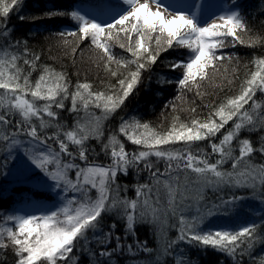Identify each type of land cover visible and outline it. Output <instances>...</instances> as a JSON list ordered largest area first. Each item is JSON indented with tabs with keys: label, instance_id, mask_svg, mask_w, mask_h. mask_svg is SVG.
<instances>
[{
	"label": "snow or ice",
	"instance_id": "snow-or-ice-1",
	"mask_svg": "<svg viewBox=\"0 0 264 264\" xmlns=\"http://www.w3.org/2000/svg\"><path fill=\"white\" fill-rule=\"evenodd\" d=\"M18 3L19 0H0V17H8ZM48 15L70 16L76 21V30L61 32L60 36L78 37V42L90 41L99 52L105 70L117 78V83L110 86V92H93L90 90L92 85L85 82L77 83L76 91L71 93L69 111H78L79 101L85 111L91 105L100 108L105 119L124 104L140 82L142 71L156 64L161 53L174 48L188 50L185 59L170 62L172 70L183 69L181 78L176 81L181 92V96L176 98L179 100L185 90H195L196 96L203 97L205 93L201 89L206 83L213 88H222L225 81L233 83L236 69L232 70L233 79L223 77L221 84L215 83L223 62L233 58L232 55L217 54L218 50L229 46V37L233 48L237 44L252 46L255 43L246 42L239 34L246 31L247 26L238 0L210 23L207 22L208 16L202 18V14L193 11L191 5L178 4L176 0H110L96 15L81 14L79 11ZM9 38L10 32L5 25V29H0V39L5 41L0 45V90H3L0 94V142L6 151L0 156V160L4 161L0 169L6 167L14 153L18 154L20 146L27 145L26 159L20 161L23 170L51 180L57 189L79 194L67 199V203L56 210L39 216L9 214L0 217L10 222L0 226V250L11 246L16 257L15 264H69V261L77 264L79 257L76 253L86 254L90 264H110L118 252L124 254L127 251L133 256L138 252L150 255L153 249L148 247L147 241L136 239L132 244L125 241L128 236H135L137 224L149 222V212L155 218L156 209L149 203L151 198L145 197L141 203L138 199L120 200L112 195L117 176L127 174L129 168L141 164L156 185H162L167 190V208L173 215L178 207L177 197L181 195V173H195L205 186L223 184L230 188L251 189L264 202V163H254L250 159L255 152L264 156V136L256 148L249 138H239L244 129L251 131L264 127V115L257 118L245 109L249 101H252L253 109L260 107L254 97L257 92L264 93V57L253 61L257 70L242 82L239 94L214 104L203 120L195 117L186 124L175 117L171 128L165 132H159L139 120L123 121L119 133L143 150L130 154L125 150L124 143L112 135L103 149L110 154L112 162L104 166L90 161L87 146L90 139H99L103 134L100 118L96 117L91 126L77 122L64 131V125L53 108L65 107L63 98L69 94L66 75L45 66L32 86L29 76L23 75L17 63L22 57L29 56L27 44L25 42L21 51V41L12 44L8 42ZM117 46L130 54L132 59L117 58L113 51ZM76 51L77 48L72 49L73 55ZM39 59L38 55H34V59L25 58L23 62L34 68L35 61ZM112 64L117 69L135 65V70L123 75L112 70ZM121 75L123 78H120ZM160 82L172 83L164 77ZM29 96L31 99L27 98ZM38 101L45 103L39 106ZM172 107L175 111V104ZM191 111L195 113L196 108ZM53 121L56 122V131L49 135L46 130L52 127ZM229 122H232V127L222 133ZM200 141L208 142L210 152L200 149L194 153L191 150V146ZM234 141H238L239 155H234ZM181 142L185 146L182 150L168 148ZM71 145H75L76 149L73 150ZM217 156L219 158L212 162ZM150 157H155L156 161L150 160ZM77 160L84 162L83 166ZM157 162L164 163L163 171L157 167ZM228 162H231L232 170H222ZM72 172L75 179L70 177ZM0 176H3L2 171ZM188 183L185 178L183 186L186 188ZM145 188L151 191V185L137 186V197L145 195ZM90 189L96 190L95 198L91 197ZM242 199L235 195L221 199L218 205H213L192 220L181 213L177 240L166 244L163 254L172 255L173 245L186 241L190 245L195 243L204 248L211 247L231 257L234 264H237L239 256V264H242L245 251L253 248L256 240L264 238V231H261L264 224L253 222L238 229L202 227L205 215L212 216L213 209L227 208ZM111 213L123 222V235L117 231L115 221L105 231L104 217ZM156 264H159L158 259ZM177 264H188L183 253Z\"/></svg>",
	"mask_w": 264,
	"mask_h": 264
},
{
	"label": "trees",
	"instance_id": "trees-1",
	"mask_svg": "<svg viewBox=\"0 0 264 264\" xmlns=\"http://www.w3.org/2000/svg\"><path fill=\"white\" fill-rule=\"evenodd\" d=\"M218 1H225L229 5L237 3V0ZM109 2L110 0H19V3L10 11L8 17H0V29H5L6 25L7 31L10 32L8 42L14 44L17 40L21 41V51L25 42L27 44L29 56L22 57L17 63L23 70V75L29 76L32 86L35 85V81L39 78L45 66L54 69L57 73L63 72L66 75L69 83V94L67 98H63L65 107L63 109L53 108L58 113L60 123L64 125L63 130L71 129L75 125V121L81 117L100 118L102 136L99 139L93 138L87 142L90 149L89 159L96 164L104 166L111 164L110 154H106L103 149L112 135H115L120 142L124 143L125 150L130 154L143 150L141 146L131 143L123 134L119 133V127L123 121L139 120L140 123H148L151 128L159 132H165L171 128L175 117L179 118V122L186 124H189L191 119L195 117L203 120L214 104H218L228 96L239 94L242 82L250 77L251 72L257 70L253 61L264 57V0H238L242 15L246 17L247 26L246 31L239 34L246 42L254 41L255 43L252 46L237 44L233 48L231 47V37H229V46L223 50H218L217 54L232 55L233 58L231 61L225 60L223 62L220 73L215 78V83L221 84L223 77L233 79L232 70L236 69V78L233 79L232 84L225 81L222 88H213L206 83L201 89L205 93L203 97L196 96L195 90L192 92L185 90L182 99H176L177 96H181L176 81L181 78L183 69L172 70L170 62L185 59L188 50L174 48L161 53L156 64L142 71L141 80L132 94L119 109L106 119L100 108L91 105L85 111L79 101V110L76 112L69 111L72 106L71 93L76 91L77 83L86 82L91 84L92 88L90 90L93 92H110V86L117 83V78L112 77L110 72L105 70L103 61L99 59V52L91 46L90 41L78 42V37L62 38L60 36L61 32L76 30L78 28L76 21L72 20L70 16H49L48 13H70L76 11V7L83 5H88L91 9L100 13ZM65 39L68 41L67 44H65ZM3 44H5V41L0 39V45ZM88 46L90 47L88 48ZM73 48H77L74 55L72 53ZM86 49L97 55L92 56ZM113 51L117 58L132 59L130 54L124 52L118 46ZM34 55L40 57L38 61H35V67L25 65L23 60L25 58L34 59ZM111 68L127 75L129 71L135 70V65H131L127 69H117V66L112 64ZM225 69H227L226 72ZM123 75L120 78H123ZM161 77L172 81V83H161ZM0 94H3V90H0ZM27 98L31 99L30 96ZM254 100L260 107L253 109L252 101H249V104L245 105V109L256 116L264 110V93L257 92ZM37 103L41 106L45 101H38ZM173 104L176 106L175 111L172 107ZM192 108H196L195 113L191 111ZM55 124L56 122L53 121L52 127L46 130L47 134L50 135L56 131ZM230 125H232V122H229L225 129H222V133L226 132L227 127ZM262 136H264V127L251 131L244 129L241 131L239 138H249L253 142L254 148H256L259 147ZM56 147L58 150V145ZM70 147L73 150L76 149L75 145ZM184 147L182 142L170 145V148L175 150H182ZM233 147L235 149L234 155H239L238 141L233 142ZM200 149L210 152L208 142L200 141L191 146L194 153ZM5 151L6 149L0 142V156H3ZM215 158L219 157H214L212 162L215 161ZM149 159L156 161V158L153 160V157ZM250 159L254 163H264V156L259 152H255ZM76 162L83 166L84 162L79 160ZM2 163L4 161L0 160V164ZM9 163L8 160L6 167L0 169L3 172V176H0V217L8 213H14L17 204L31 199L40 203H48L54 200V196L46 190L38 189L26 182L8 180L5 177V170ZM161 163L157 162V167L160 169L164 167L160 166ZM222 170L231 171V162L226 163ZM182 177L183 183L187 178L188 184H192L191 190L194 203L202 211H207L213 205H218L221 199H228L235 195L243 197V199L238 200L234 205H229L227 208L213 209V213L222 215V218L225 217L232 228L235 229L239 224H247L252 217L257 218L253 221L256 224H264V202H261L260 197L251 189L230 188L223 184L205 186L199 183V178L192 176L191 172L182 173ZM152 180L149 171L142 164L129 168L127 174L121 173L117 176L116 184L112 186L113 196H118L120 200L138 199L141 203H143L145 197H150L149 203L152 208L156 209L155 218L149 212V222L137 224L135 236H128L125 242L132 244L136 239L147 241L148 247L153 251L150 255L138 252L134 256L128 254L127 251L124 254L118 252L112 257L110 264H156L157 259L159 264H177L181 253L188 259V264H234L231 257L215 251L211 247L204 248V246L195 243L190 245L186 241L174 244L171 250L172 255L163 254L166 244L176 241L179 235L180 200L177 198L178 207L175 215H173L171 209L167 208V191L155 185ZM138 185H151V191L145 188V195L137 197ZM90 193L93 194L94 190H91ZM201 196L203 199H201ZM157 201L159 202L157 203ZM256 209H260L258 215L253 213ZM104 221L105 231L115 221L117 231L121 235L124 234V224L115 213L106 214ZM1 222L2 219H0ZM244 247L246 248V245ZM76 255L79 257L77 264H90L89 257L86 254L76 253ZM240 259L237 256V264H239ZM15 261L16 257L11 246L6 250H0V264H15ZM69 264H72V261H69ZM242 264H264V238L256 240L253 248L245 251Z\"/></svg>",
	"mask_w": 264,
	"mask_h": 264
},
{
	"label": "rangeland",
	"instance_id": "rangeland-1",
	"mask_svg": "<svg viewBox=\"0 0 264 264\" xmlns=\"http://www.w3.org/2000/svg\"><path fill=\"white\" fill-rule=\"evenodd\" d=\"M176 3L178 4L184 3V4L191 5L193 11H197L198 13L202 14V18L203 16H208L209 19L207 20V22L209 23L211 22L212 19H215L219 14L227 11L231 7V5H229L225 1H218V0H176ZM76 11H79L81 14H86V15L99 14L96 10L91 9L88 5L78 6L76 7ZM89 47L90 46H88V48ZM86 50H88V52L92 56L97 55L93 51H90L91 48L90 50L89 49H86ZM259 115H264V110H262V112L260 111V113L256 115L257 118ZM17 118L19 119V116H17ZM77 122L91 126V124L95 122V119H91L90 117H81L75 121V124ZM231 127L232 125L227 127L226 131ZM18 138L23 139V137H18ZM26 147L27 145L20 146L18 150V154L14 153L13 156L10 157L9 159L10 163L8 164L7 169L5 170V177L10 181L26 182L32 185L33 187L46 190L54 196V200L48 203H40V202H36L31 199L21 204H18L16 206L14 213H8V214H5V216L9 214H20V215L35 214L39 216L43 213L54 211L58 207H61L63 204H66L67 199H71L73 196H77V197L79 196L78 193L73 192V191L64 192L61 189H57L54 185V182H52L51 180H48L47 178L41 179L38 176L33 175L31 172L23 170L20 161L22 159H26L25 157ZM168 148L170 150H175V149L170 148V146H168ZM153 160H155V157H153ZM160 166L165 167L163 162L161 163ZM164 167L161 168V171L164 170ZM193 175L197 177L195 173H192V176ZM70 177L72 179H75V173L74 172L70 173ZM181 178H183L182 173L180 175V179ZM198 181L199 183L204 185L203 182H201L200 180ZM152 182L155 183L154 180H152ZM181 185H182L181 195L177 197L180 200V203H179L180 213H183L186 219L188 220H192L193 217H197L202 213H206L207 211H202L196 205V203H194V200H193L194 197H193L192 190H191L192 184H187V187L185 188L183 186L184 183L182 182V179H181ZM159 187L167 191L162 185H159ZM91 190H94V193L93 194L90 193V195L92 198H95L97 195L96 190L90 189V191ZM166 198L168 199L167 196ZM253 213L258 215L260 213V209H256L255 211H253ZM256 219H257L256 217H252L247 224L252 223ZM7 224H10V222H5L4 220H2V222L0 223V226H6ZM240 226H242V224H239L237 226V229ZM202 227L212 228V229H231L232 225L229 224L228 220L225 217L222 218V215H217L216 213H213L212 216L205 215L204 224L202 225Z\"/></svg>",
	"mask_w": 264,
	"mask_h": 264
},
{
	"label": "bare ground",
	"instance_id": "bare-ground-1",
	"mask_svg": "<svg viewBox=\"0 0 264 264\" xmlns=\"http://www.w3.org/2000/svg\"><path fill=\"white\" fill-rule=\"evenodd\" d=\"M17 205H18V204H17ZM17 205H16V206H17ZM15 209H16V208H15ZM14 212H15V211H14Z\"/></svg>",
	"mask_w": 264,
	"mask_h": 264
}]
</instances>
